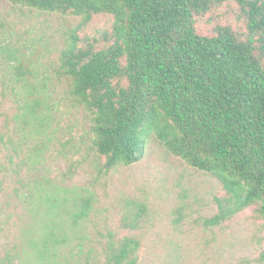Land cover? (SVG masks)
I'll use <instances>...</instances> for the list:
<instances>
[{
  "label": "rangeland",
  "instance_id": "rangeland-1",
  "mask_svg": "<svg viewBox=\"0 0 264 264\" xmlns=\"http://www.w3.org/2000/svg\"><path fill=\"white\" fill-rule=\"evenodd\" d=\"M81 21L0 0V260L40 264L41 241L54 228L60 243L50 245L49 258L55 264L103 263L109 233L116 240L139 241L136 264H262L264 219L256 206L206 226L205 219L218 210L216 198L226 196L222 183L170 153L157 137L149 140L139 162L104 167L91 115L70 94L60 70L66 40ZM113 22L112 15H95L79 30L80 45H110ZM217 24L246 30L235 0L201 15L197 30L213 34ZM19 65L34 72L46 92L41 128L18 129L14 120L21 104L14 90ZM48 189L56 203L67 198L59 215L49 212ZM81 199H89L92 207L74 224L66 209ZM143 205L139 227H129Z\"/></svg>",
  "mask_w": 264,
  "mask_h": 264
},
{
  "label": "trees",
  "instance_id": "trees-1",
  "mask_svg": "<svg viewBox=\"0 0 264 264\" xmlns=\"http://www.w3.org/2000/svg\"><path fill=\"white\" fill-rule=\"evenodd\" d=\"M11 1L82 19L66 40L60 70L70 94L91 115L93 142L106 169L139 162L155 136L170 153L222 183L226 196L216 198L218 210L206 226L253 205L264 219V0H235L246 30L217 24L207 35L198 32V18L224 0ZM98 14L113 16V42L102 49L81 46L79 30ZM16 78L17 128H41L46 92L23 65ZM51 194L48 189L49 212L59 215L67 198L56 203ZM91 207L81 199L66 209L69 220L79 224ZM145 211L141 206L127 225L138 228ZM52 229L41 241L40 264H55L49 249L60 240ZM108 239L105 261L91 264L137 263V239L116 240L113 233ZM259 261L264 264V251Z\"/></svg>",
  "mask_w": 264,
  "mask_h": 264
}]
</instances>
